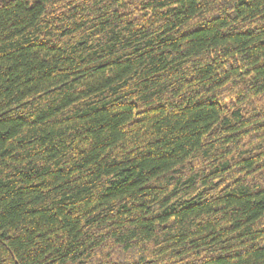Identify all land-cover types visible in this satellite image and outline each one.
<instances>
[{"label": "trees", "instance_id": "16d2710c", "mask_svg": "<svg viewBox=\"0 0 264 264\" xmlns=\"http://www.w3.org/2000/svg\"><path fill=\"white\" fill-rule=\"evenodd\" d=\"M0 264H264V0H0Z\"/></svg>", "mask_w": 264, "mask_h": 264}]
</instances>
